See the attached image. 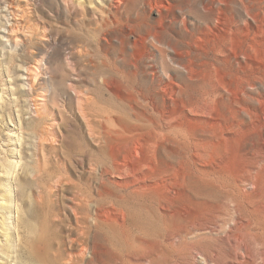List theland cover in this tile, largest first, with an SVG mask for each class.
<instances>
[{
    "label": "rangeland",
    "instance_id": "1",
    "mask_svg": "<svg viewBox=\"0 0 264 264\" xmlns=\"http://www.w3.org/2000/svg\"><path fill=\"white\" fill-rule=\"evenodd\" d=\"M158 1L0 0V264H264V78L185 71L207 16Z\"/></svg>",
    "mask_w": 264,
    "mask_h": 264
},
{
    "label": "bare ground",
    "instance_id": "2",
    "mask_svg": "<svg viewBox=\"0 0 264 264\" xmlns=\"http://www.w3.org/2000/svg\"><path fill=\"white\" fill-rule=\"evenodd\" d=\"M192 1L196 2V0H182L185 5H189ZM158 2H160L157 4L159 12L172 8L171 6L179 8V4H172L168 0L166 3L162 0ZM196 3L200 5L207 19L203 22L204 27L200 29L201 36H196L195 44L192 43V46L181 51L184 59L180 62L182 68L187 72L189 70L192 72L196 60H202L203 64H212L219 60L218 56H222L224 57L223 61L227 62L232 69V74L229 79L225 80L223 87L229 90L234 89L241 95L245 93L246 89L261 88L264 65H262L260 57L253 58L251 56L250 49L260 44L256 37L260 36L263 28L264 7L262 4L264 0H197ZM181 23H186L185 19H181ZM163 29H165L163 26L153 24L146 29L145 38L156 37L157 31ZM190 43L186 42L188 45ZM168 46L173 52H176L178 41ZM163 74L168 80V82L164 80V83L174 90L175 85L178 86L174 77L169 72ZM162 90L165 89L162 88ZM120 139V142H114L116 146H119H115L117 154L122 157L123 161L137 162L139 150L144 141L143 134L134 131L133 136L130 134V138L122 136ZM152 172L155 173V170L152 169Z\"/></svg>",
    "mask_w": 264,
    "mask_h": 264
}]
</instances>
